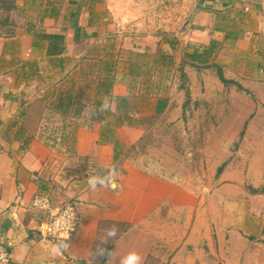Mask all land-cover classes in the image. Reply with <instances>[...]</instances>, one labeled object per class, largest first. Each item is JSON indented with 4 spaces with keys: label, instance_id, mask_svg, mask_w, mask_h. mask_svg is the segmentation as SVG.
I'll list each match as a JSON object with an SVG mask.
<instances>
[{
    "label": "crops",
    "instance_id": "1",
    "mask_svg": "<svg viewBox=\"0 0 264 264\" xmlns=\"http://www.w3.org/2000/svg\"><path fill=\"white\" fill-rule=\"evenodd\" d=\"M13 1L11 10L0 4V244L10 264H91L102 225L125 223L131 230L100 262L121 264L123 245L139 255L135 229L164 205L167 221L148 235L152 244L142 252V264L158 248L168 254V264H264V194L221 199L215 213L187 189L135 168L127 178L95 188L86 177L73 182L68 175L75 162L94 161L105 171L114 163L113 145L102 141L104 122L83 111L93 105L92 97L77 108V94L88 89L80 81L104 79L106 63L112 64L109 77H115L118 65L133 54L152 62L164 57L178 69L186 62L184 69L199 76L221 64L227 78L264 81V0ZM109 37L114 40L107 46L128 57L107 56L111 51L101 45L104 56L90 57V67L75 64ZM209 48L208 66L190 64L195 52ZM92 70L96 75L90 77ZM97 87L88 91L95 95ZM62 92L73 95L59 140L70 143L65 159L39 128L45 100ZM127 93L125 82L116 80L112 94ZM72 126L74 133L65 135ZM53 182L67 188L55 203H71L78 215L77 232L60 243L67 247L57 254L53 249L60 244L42 233L45 214L33 208L35 197L46 195Z\"/></svg>",
    "mask_w": 264,
    "mask_h": 264
},
{
    "label": "rangeland",
    "instance_id": "2",
    "mask_svg": "<svg viewBox=\"0 0 264 264\" xmlns=\"http://www.w3.org/2000/svg\"><path fill=\"white\" fill-rule=\"evenodd\" d=\"M105 40V42L104 39L95 42L90 47L89 57L84 58L86 61L80 59L75 64L80 63L90 67L93 64L90 61L93 58L90 57H96L95 59L98 60L99 55L104 56L100 53L101 45L107 46L109 42L111 43L110 40L114 39L109 37ZM107 48L111 51L107 56L128 57L125 53L123 57L120 53L117 54L115 46L113 48L107 46ZM133 59L139 67L141 66L139 68L141 75L133 78V83L130 84V90L135 95L132 102L134 110L139 112L136 117L145 121L138 127L123 129L120 134L116 132L117 137L125 145L116 166L113 165L110 170L105 171L94 161H83L84 164L75 162L77 168L68 172V175L70 172L72 174L71 181H82L86 177L89 181L97 178L103 183L110 184L114 181V177L117 181L119 178H127L130 168H135L147 175L169 179L176 186L187 189L202 200L203 208H211L210 211L215 213L219 211L221 199L243 197L245 192L263 191L264 81L257 80L249 84L245 83L244 79L227 78L224 76L226 71L221 64L207 69L210 74L205 75L204 72L200 76L194 74L195 72L192 73L190 67H186L183 72L187 78L183 81L182 71L173 64L152 62L150 58L133 57ZM121 63L116 68L118 74L115 78L125 82L128 88L131 78L123 76V73H128L127 64L129 66L130 61ZM219 71L229 81L228 84L220 81ZM88 74L90 77L96 75L93 70ZM98 80L88 78L80 81V86L93 89L98 86ZM149 85H152L153 93L160 88L162 97L168 100V107L160 116L155 115L156 98L151 94L142 96L143 89ZM88 89H82L77 94L76 103L80 101L77 108L89 102V95L92 99L95 96ZM53 101L52 96L46 99L48 104ZM76 110L74 112L77 115L79 111ZM109 118L113 124L115 117ZM64 119L66 120L64 117L54 119L48 116L44 125L46 130L42 129V133L49 138V144H58L57 149L65 159L70 143L59 141L64 134L62 131ZM57 127L61 131H55ZM75 129V126L70 127L65 131V135L68 131L70 135L73 134ZM220 168L222 172L218 173ZM113 169L114 176L110 175ZM98 184L101 183L96 185ZM253 187H257V190H253ZM66 189L62 184L53 182L48 188L46 187L45 192L56 202L55 198ZM164 207L167 206L160 207L159 216L156 214L157 216L150 217L135 229L139 233L138 248L142 258V252L146 250L148 241L152 244L148 235L152 234L153 227H161L167 221L164 220L166 215ZM112 225H116L119 229L114 238L107 236V229ZM130 228L125 223L102 225L90 263L106 260L114 242L125 236ZM123 246L125 253L122 255L119 253V257H125L130 251L127 243ZM100 247L105 249V254L97 256L96 252ZM162 251V248H158L159 253L150 256L145 264H168V254ZM161 255L165 256L164 259Z\"/></svg>",
    "mask_w": 264,
    "mask_h": 264
},
{
    "label": "trees",
    "instance_id": "3",
    "mask_svg": "<svg viewBox=\"0 0 264 264\" xmlns=\"http://www.w3.org/2000/svg\"><path fill=\"white\" fill-rule=\"evenodd\" d=\"M0 4L5 9L11 10L14 8V1L13 0H0ZM212 49L209 48V50H206L205 53L202 55H199L197 52H195L192 55V60L190 64H196L203 66H208L210 63V56H211ZM133 57H136L138 59L145 58L142 54H133L130 59V64L128 66V73L125 74V77L131 78L128 85V93L124 97H116L112 94V88L114 84L116 83L115 77H109V73L111 72L112 64L106 63L102 67L104 73H106L108 76H106L104 79H101L98 81V87L96 89L95 96L92 99V103L94 105H99L103 98L105 96L109 97L112 100V105L115 106V113H112L110 110L109 112L105 113L103 116L100 117H93L94 119H98L102 122H104L103 130H102V141L107 144H112L114 147V163L113 165L116 166L118 161L121 158V152L123 151L125 145L124 143L117 137V129L121 128H135L139 125H142V122L145 121L143 118H137L136 115L139 114L138 111L134 110L132 99L135 98L134 93L132 94V90H130V84L133 83V78H135L138 75H141L139 72V67L136 62L134 61ZM161 64H172V62L167 61L166 58L161 57V59L158 61ZM186 62H183L181 64L180 70L182 71L181 79L184 81L186 80V75L183 72L184 67L186 66ZM88 75V74H85ZM89 76V75H88ZM219 79L222 83L228 84L229 81H227L222 72L219 71ZM132 81V82H131ZM144 92L142 93V96H151L155 99V115L160 116L165 113L167 107H168V100L163 98L161 95V89L158 88L156 93L151 92L152 91V85L147 86L145 89H143ZM155 91V90H154ZM153 93V94H152ZM65 93H59L56 100H54L51 103H45V108L42 114V121L40 125V130L42 132V129H45V122L48 120V116H52L54 119H59V117L62 119V117H67L70 103L72 102V94L64 96ZM45 100V99H44ZM43 101V100H42ZM46 101V100H45ZM115 117V122L112 124L111 121H109V117ZM106 121V122H105ZM58 128V127H57ZM60 130V128L55 129V131ZM61 131V130H60ZM222 172V168L219 169L218 173ZM257 194H264V190L261 192L255 191ZM55 243L60 244L62 241L54 240ZM61 245V244H60ZM74 264H89L86 261L78 260L75 261ZM91 264H103V263H91Z\"/></svg>",
    "mask_w": 264,
    "mask_h": 264
},
{
    "label": "built area",
    "instance_id": "4",
    "mask_svg": "<svg viewBox=\"0 0 264 264\" xmlns=\"http://www.w3.org/2000/svg\"><path fill=\"white\" fill-rule=\"evenodd\" d=\"M33 208L45 214L46 221L42 233L45 238L68 240L77 232L78 215L71 203H55L48 195H38L33 201ZM0 264H10L7 249L0 244Z\"/></svg>",
    "mask_w": 264,
    "mask_h": 264
},
{
    "label": "clouds",
    "instance_id": "5",
    "mask_svg": "<svg viewBox=\"0 0 264 264\" xmlns=\"http://www.w3.org/2000/svg\"><path fill=\"white\" fill-rule=\"evenodd\" d=\"M112 108V100L105 96L101 103L97 105H88L84 108V113L87 114L89 119H92L93 117H100L103 116L105 113L109 112ZM106 122V121H105ZM110 175H115V170L113 169ZM97 183H103L102 180H98L97 178H92L89 181V184L92 188L96 187ZM119 229L116 225H112L109 229H107V236L110 238L116 237ZM106 242V241H105ZM67 244H63L60 246H57L53 249V254H57L59 251H61L63 248H66ZM105 254V249L100 247L97 249L96 255L102 256ZM111 255V253H109ZM2 259V257H0ZM6 264V262H5ZM121 264H142V257L138 255L135 252L129 253L127 256L121 259Z\"/></svg>",
    "mask_w": 264,
    "mask_h": 264
}]
</instances>
